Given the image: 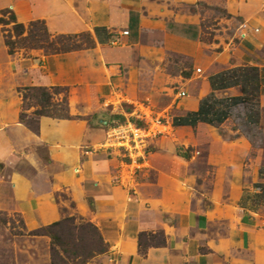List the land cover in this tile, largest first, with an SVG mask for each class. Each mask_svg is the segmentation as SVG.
I'll list each match as a JSON object with an SVG mask.
<instances>
[{"label":"rangeland","instance_id":"obj_1","mask_svg":"<svg viewBox=\"0 0 264 264\" xmlns=\"http://www.w3.org/2000/svg\"><path fill=\"white\" fill-rule=\"evenodd\" d=\"M107 1L0 0V90H13L23 104L19 89L45 86H37L32 80L25 86H15L13 77H28L34 69L41 68V64L38 65L40 68L36 66L38 63L34 59L42 55L53 56L29 46V42L25 41L28 30L22 36H16L13 31L16 24H23L28 29L32 21L43 20L51 40L64 35L72 38L71 42L77 41L81 45L69 53L86 51L91 42L86 37L84 39V35L91 34L90 26L94 25L97 17L96 6ZM240 2L153 0L149 3L152 11L147 20L149 23L153 20L156 24L144 28L140 48L143 53L133 61L121 64L128 85L124 95L108 99L105 110L98 113L93 110L84 117H74L70 113L73 120L96 124V128L105 131L104 140L93 146L91 151L103 153L114 163L106 179L110 190L116 191L121 201L125 202L128 198L150 207V200H162L160 183H174V191L178 192L180 198L178 205L188 204L183 210L189 209L199 215L213 211L217 222L191 229L182 236L193 256L200 242L199 251L208 257V264H264V200L259 204L253 200V196L261 192L257 184L264 185V101L258 98L260 117L257 123L251 119L256 101H251L232 106L229 118L218 127L204 123L196 128L174 125L176 118L198 111L199 108L194 110L196 106L212 93L209 82L212 76L242 64L244 54L240 50L244 47L241 43L246 36V27L242 25ZM263 2L261 0L260 4ZM145 13L148 16V11ZM192 18L194 22L198 20L197 26L190 24ZM64 19L72 21L76 27L63 29L57 26ZM109 31L115 37L108 44L122 46L121 39L128 32L122 29ZM9 32L13 33V40L17 42L14 55H10L5 46ZM56 45V48L62 46L59 43ZM130 67L136 69L135 75L129 74ZM130 78L134 82L130 83ZM24 79L22 76L16 81ZM45 88L52 91L54 87ZM66 88L69 101L70 88ZM215 95L218 99L240 96L241 88L219 89ZM64 98L65 92L60 93L54 96L52 103H62ZM27 103L33 106L27 112L28 120L37 119L33 113L42 109L38 101L31 96ZM57 113L66 114L63 103ZM141 116H165L169 123L165 129H161V134L145 143L143 157L104 146L109 127L124 124L127 120H135L144 128L150 127L151 121L142 122L139 120ZM101 119L103 123H100ZM17 165L8 164L7 167L0 163V181L22 168V165ZM76 173L81 174L79 170ZM147 184L150 186L146 187ZM149 188H153L150 190L152 193L148 191ZM241 193L246 197L245 205H241ZM96 196L100 197L98 194ZM59 200L64 204L60 208L64 218L59 221L74 217L77 224L92 223L108 244L106 253L97 255L87 264H149L148 254L154 247L146 246L147 253L144 255L139 251V239L136 238L134 245V241L131 242L126 236L129 221L120 203L117 210L112 208L99 212L93 199H88L83 209L70 202L67 193L63 192ZM172 206H176L173 201ZM159 213L162 221L174 223L177 220L164 211ZM241 221L247 227H244L246 234L253 236L252 239L248 237L244 241L243 237L237 236L241 233ZM45 226L48 225L38 226L27 221L22 212L0 206V264H52L50 238L32 235L34 230ZM160 231L163 230L144 232L156 234ZM165 236L167 238L166 233ZM210 237L216 238L217 242V239H224L233 244H228L227 254H219L206 245ZM181 254L185 256L186 250ZM188 263L189 260H183L181 264Z\"/></svg>","mask_w":264,"mask_h":264},{"label":"crops","instance_id":"obj_2","mask_svg":"<svg viewBox=\"0 0 264 264\" xmlns=\"http://www.w3.org/2000/svg\"><path fill=\"white\" fill-rule=\"evenodd\" d=\"M108 1L100 2L96 6V21L89 29L96 41L93 49L53 56L42 55L34 61H37L38 68L41 64L43 70L34 69L28 77L16 75L13 77L15 86H25L32 80L37 86L69 87L70 113L74 117H84L93 110L97 113L99 110H105L108 99L124 95L128 85L123 76L122 65L143 53L140 48L144 28L156 24L153 20L150 23L147 20L151 17L152 8L149 3L153 0ZM240 1L242 25L246 27V36L241 43L244 46L240 50L241 54H244L241 55L242 64L234 68L259 69L261 93L259 99L264 101V2L260 4L261 0ZM193 19L190 24L197 26L198 20L194 22ZM62 22L57 26L63 29L76 27L72 21L64 19ZM98 27L107 28L111 37L107 38V34H102L103 42H100L95 33ZM111 29L128 32V35L121 39L122 46L118 47L115 44L117 47H113L108 44L113 42L112 39L115 37L109 31ZM129 69L131 76L137 73L134 67ZM22 76L25 78L23 81H16ZM130 80V83L134 82L133 78ZM211 89L213 92L212 85ZM11 91L0 90V163L7 167L8 164L13 166L18 164L22 165V168L12 172L8 179L0 181V206L22 212L27 221L40 226L64 218L60 212L63 201L59 200L63 192L68 194L70 202L76 203L78 209H83L88 199L95 201L99 212L112 208L117 210L121 205L120 208L123 209L124 206L129 221L126 236L131 242L134 241V245L140 232L161 229L167 235L168 244L165 248L150 250L149 264H181L183 260H189L188 264H208V257L199 251L200 242L193 256L189 244L182 240L184 239L182 236L186 231L217 222L218 220L213 217V211L199 215L189 209L183 210L188 204L178 205L180 198L178 192L174 191V183H160L162 200L159 202L150 200V207L128 198L125 202L121 201L118 193L110 190L106 179L109 178L112 172L111 164L114 163L103 153L91 151L93 146L104 140L105 131L96 128V124L82 120L41 117L40 134L35 135L20 123L22 102L18 95ZM197 108L199 105L194 110ZM101 122H104L103 119ZM105 124L107 125L106 122ZM116 159L114 158V161ZM151 168L152 163L148 169ZM77 170L80 171V175L76 173ZM148 185L150 186L147 184L146 187ZM150 190L153 188H149L148 191ZM97 194L100 197L96 198ZM241 194V205H245L246 197ZM172 201L176 206H172ZM160 211L177 220L174 223L162 221ZM240 225L241 233L237 236L243 237L244 241L248 237L252 239L253 236L246 234L245 223L241 221ZM215 239L210 237L206 245L216 253L227 254V246L232 242L224 239H217V242ZM185 250L186 255L183 256L181 252Z\"/></svg>","mask_w":264,"mask_h":264},{"label":"trees","instance_id":"obj_3","mask_svg":"<svg viewBox=\"0 0 264 264\" xmlns=\"http://www.w3.org/2000/svg\"><path fill=\"white\" fill-rule=\"evenodd\" d=\"M27 28L23 24H16L13 31L16 36H22L28 30L29 34L25 41L29 42V46L32 49L43 50L46 55L69 53L81 46L77 41L71 42L73 41L72 38L64 35L51 40L49 30L43 20L32 21ZM95 33L100 42H103L102 34H107V38L111 37V35H108V30L105 27L96 28ZM12 34V32H9L5 39V46H7L10 55H14L17 49V42L13 40ZM85 37L91 42L88 44V49H93L96 45L94 37L91 34H85L84 39ZM58 43L62 44L61 48L55 47ZM259 77V69L256 67H238L212 76L210 82L213 92L201 101L198 111L189 112L185 116L176 118L174 125L176 127L190 126L196 128L198 124L204 123L218 127L229 118V109L232 106L251 101H256L253 103L255 104L253 105L255 109L252 111L251 119L255 123L259 122L260 102L258 98H260L261 94ZM232 87H240L242 95L227 99L216 98V90H226ZM63 92H65V98L62 103L64 104L66 114L57 113L58 107L62 103H52L54 96ZM19 93L23 96V110L20 113L19 121L35 135L40 134L41 117H50L58 120L74 119L70 115L68 95L66 94L68 93V89L66 87H54L52 91L45 87L23 88L19 89ZM30 95L38 101L42 109L36 110L33 113V116L37 117V119L28 120L29 116L27 112L33 108V106L30 107L27 103L31 97ZM52 107H54V110H52ZM257 187L260 188L261 192L254 195L253 200L256 201V204H259V202L264 200V185L257 184ZM32 235L50 238L52 264H87L97 255L108 251V244L101 237L99 229L89 222L77 224V219L74 217L36 229L32 232ZM137 238L139 239V251L144 255L147 253L146 246L147 248H162L167 246L166 236L163 231L156 234L142 232Z\"/></svg>","mask_w":264,"mask_h":264},{"label":"built area","instance_id":"obj_4","mask_svg":"<svg viewBox=\"0 0 264 264\" xmlns=\"http://www.w3.org/2000/svg\"><path fill=\"white\" fill-rule=\"evenodd\" d=\"M142 122L150 120V127H141L135 120H127L124 124L109 127L107 131V141L104 146L106 148H119L127 151L131 156L138 155L143 157L147 141L158 134H161L166 125L169 124L165 118L146 116L139 119ZM153 125V126H152ZM173 127V125H171Z\"/></svg>","mask_w":264,"mask_h":264}]
</instances>
